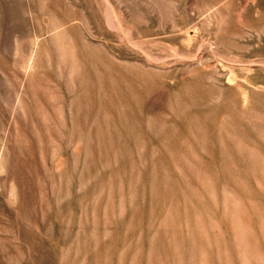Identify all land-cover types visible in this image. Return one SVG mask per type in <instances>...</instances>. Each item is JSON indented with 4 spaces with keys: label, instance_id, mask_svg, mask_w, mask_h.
I'll use <instances>...</instances> for the list:
<instances>
[{
    "label": "rangeland",
    "instance_id": "rangeland-1",
    "mask_svg": "<svg viewBox=\"0 0 264 264\" xmlns=\"http://www.w3.org/2000/svg\"><path fill=\"white\" fill-rule=\"evenodd\" d=\"M0 264H264V0H0Z\"/></svg>",
    "mask_w": 264,
    "mask_h": 264
}]
</instances>
